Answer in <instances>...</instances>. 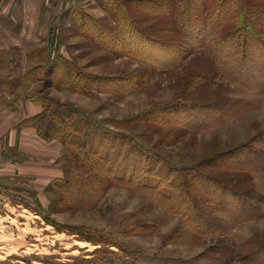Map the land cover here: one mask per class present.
<instances>
[{
  "label": "rangeland",
  "instance_id": "374dc122",
  "mask_svg": "<svg viewBox=\"0 0 264 264\" xmlns=\"http://www.w3.org/2000/svg\"><path fill=\"white\" fill-rule=\"evenodd\" d=\"M245 2L262 23L264 0ZM183 3L188 20L210 14ZM170 13V0H0V264H264V157L245 172L223 158L264 152V79L168 47L184 44ZM236 57L256 68L253 51ZM52 118L100 128L107 163L91 169L66 132L44 138ZM211 181L244 206L218 208Z\"/></svg>",
  "mask_w": 264,
  "mask_h": 264
},
{
  "label": "trees",
  "instance_id": "16d2710c",
  "mask_svg": "<svg viewBox=\"0 0 264 264\" xmlns=\"http://www.w3.org/2000/svg\"><path fill=\"white\" fill-rule=\"evenodd\" d=\"M211 4L202 5V9L204 12L208 10L210 13L206 17H203L201 21H197L196 19L188 20L186 9L188 10V6L186 9L181 10V6H183V0H170V10L172 15V19L174 20V24L177 22H181L182 29V37L179 39L180 42H184V44L177 43L179 46H168L170 48L177 49L181 52L182 48L187 46L188 50L185 54H194L196 52L205 53L210 56L218 66L223 65H232V63H236V69L233 72L235 74H239L245 78V76L253 79L254 82H260L264 79V35L260 28H264L263 20L264 14L259 13L263 17L262 23L257 18V23H252L251 19L248 17V13H253L254 10L257 11L259 7H255L252 3L248 9H245V1L246 0H233L236 2V6L234 8H227L230 5V2L227 6L223 7L222 0L221 4H216L215 2L218 0H209ZM217 10L215 12L214 10ZM214 11V12H213ZM236 14H233V13ZM254 14L258 15V12H254ZM204 15V13H203ZM176 18V19H175ZM191 19V17H190ZM205 19V20H204ZM177 20V22H176ZM196 20V21H195ZM192 21V23H188ZM256 24V25H255ZM231 25V26H230ZM202 28V33L198 34L194 29ZM228 32V33H227ZM224 33V34H223ZM227 34V35H226ZM178 40V39H176ZM175 43V42H174ZM263 48V49H262ZM253 49V50H252ZM262 49V50H261ZM250 51L257 54L255 59L256 68L253 71L248 70L246 66L239 65L237 54H240V58H242V62L245 63L244 59L250 56ZM181 54V53H180ZM179 55V54H178ZM179 59H181V55H179ZM241 63V62H240ZM233 68V67H232ZM231 68V70H232ZM255 72V73H254ZM253 73V74H251ZM264 87V80L261 83ZM5 106V105H4ZM3 107V106H0ZM7 107V106H5ZM61 115V113H59ZM50 123L47 127L40 128L41 135L49 139L52 136L61 139V135L66 132V136L63 137L62 141L65 143L64 138H68L71 142L70 146L74 148L78 153H81L82 156H85L88 160V166L95 170L97 166L100 164H106L109 160L110 150L108 149L105 152L103 158H99V161L93 159V156L96 152L101 151L107 142V139L101 134V130L98 127H92L90 133H85L81 137L80 133L83 132V128L80 126L77 127H69L65 125L62 121L58 122L56 119H50ZM87 123V122H86ZM93 126V125H91ZM76 134V136L68 137V129L69 128ZM78 144V145H76ZM111 147V146H110ZM109 148V147H108ZM264 157V152L258 151L251 146L245 151H242L239 155L231 154V156L223 157L224 164L228 165L227 169H236L238 172H245V168L251 167L253 169L254 166L260 164V159ZM264 163V161H263ZM108 168V167H107ZM106 168V169H107ZM264 165L258 167V170L263 169ZM108 170V169H107ZM106 170V171H107ZM110 170V168H109ZM243 170V171H242ZM209 183V182H208ZM210 183L215 184L213 187L214 192L213 195H216L214 199H216V206L221 209H227L224 203H233L238 207L242 202L241 196H238V192L234 191L232 188H228L226 185H221L216 181H211ZM210 186V185H207ZM200 189H198L199 191ZM201 191V190H200ZM169 196V194H167ZM248 197V196H247ZM194 200V199H193ZM193 200H189L190 204L193 203ZM239 204V205H238ZM244 206V205H243ZM246 207V206H245ZM194 210V209H193ZM225 211V210H220ZM227 212V211H226ZM191 220L196 219L198 221H203L205 225L210 221L206 216L199 213V211H195L189 217ZM201 223V222H200ZM203 224V223H201ZM210 233L215 231V227H208ZM130 255V254H129ZM134 260H119L114 262H107L106 264H134L137 261ZM154 261V259H149L147 261ZM106 262V261H105ZM160 262V263H158ZM156 261L152 264H164L165 262ZM174 264H187L181 261L174 262Z\"/></svg>",
  "mask_w": 264,
  "mask_h": 264
},
{
  "label": "bare ground",
  "instance_id": "6f19581e",
  "mask_svg": "<svg viewBox=\"0 0 264 264\" xmlns=\"http://www.w3.org/2000/svg\"><path fill=\"white\" fill-rule=\"evenodd\" d=\"M77 243L80 244L82 248H87V244H85L84 242H77Z\"/></svg>",
  "mask_w": 264,
  "mask_h": 264
}]
</instances>
